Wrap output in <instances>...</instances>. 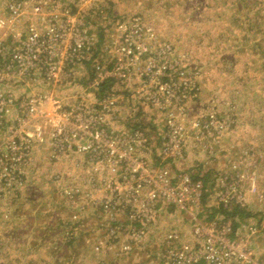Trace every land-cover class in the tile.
Masks as SVG:
<instances>
[{
	"label": "rangeland",
	"instance_id": "rangeland-1",
	"mask_svg": "<svg viewBox=\"0 0 264 264\" xmlns=\"http://www.w3.org/2000/svg\"><path fill=\"white\" fill-rule=\"evenodd\" d=\"M88 1L73 8L86 23V33L93 35L96 49L116 39L117 22L140 17L160 41L171 45L170 62L180 63L188 76L196 74L198 98L186 103L190 117L215 109L227 122V130L220 138L202 139L199 128L187 129L190 137L183 158L169 165L204 183L201 205L191 216L174 209L154 216L147 236L130 240L129 250H124L128 231L139 225L124 216L112 219L92 205L91 198L101 199L104 191L86 186V179L99 176L101 181L102 175H91V168L75 163L74 155H55L46 145H32L22 185L5 191L0 181V264H198L178 263L168 256V247L187 245L194 251L198 243L191 221L223 222L224 216L214 213L219 207L218 185L229 187L237 181L247 217L227 221L236 224L235 237L248 238L256 258L264 257V202L257 196H264V0H96L104 15L94 12L95 4ZM65 2L56 0L55 9ZM91 76V64L75 67L52 97L70 103L95 102L93 96L111 89L120 115L118 129H143L154 153L162 121L131 97L130 89H136L138 81L131 79L127 89L110 83L92 95ZM33 90L50 89L40 84ZM0 135L1 145L11 133ZM143 159L152 170L159 167L155 156ZM71 188L76 189L64 192ZM108 228H118V235L108 237ZM170 232L177 236L172 242L167 241Z\"/></svg>",
	"mask_w": 264,
	"mask_h": 264
},
{
	"label": "built area",
	"instance_id": "built-area-1",
	"mask_svg": "<svg viewBox=\"0 0 264 264\" xmlns=\"http://www.w3.org/2000/svg\"><path fill=\"white\" fill-rule=\"evenodd\" d=\"M92 1L97 8L94 12L104 15L99 3ZM88 2L67 0L57 10L56 0H0V134L11 133L0 145V181L5 191L22 185L23 166L30 162L32 145H46L55 155H74L75 163L91 168V175H102L101 181L99 176L86 179V186L104 191L101 199L91 198L92 205L112 219L124 216L139 225L128 231L124 250H129L130 240L147 236L146 228L154 224V216H163L169 209L191 216L201 205L204 183L169 164L183 158L191 125L202 131V139H217L227 130V122L212 108L190 117L186 103L198 98L196 74L188 76L180 63L170 62L171 45L160 41L140 17L115 24V43L104 46V59L89 54L97 50L93 35L86 33V23L73 8ZM85 61L91 64L92 95L107 83L127 89L131 79L138 81V87L130 89L131 97L162 121L163 132L157 134L154 153L143 129L114 126L118 111L113 93L99 96L95 102L70 103L52 97ZM40 84L50 90L35 92L33 86ZM143 154L148 155L146 159L155 156L159 167L152 170ZM236 184L218 185L219 206L227 208L235 202L242 206ZM257 196L264 202L262 194ZM191 223L195 224L192 232L198 247L194 251L187 245L168 247V256L178 263L264 264V257H255L247 237H235L228 221L195 218ZM106 231L108 237L118 235V228ZM176 238L174 232L167 235L168 242Z\"/></svg>",
	"mask_w": 264,
	"mask_h": 264
},
{
	"label": "trees",
	"instance_id": "trees-1",
	"mask_svg": "<svg viewBox=\"0 0 264 264\" xmlns=\"http://www.w3.org/2000/svg\"><path fill=\"white\" fill-rule=\"evenodd\" d=\"M101 87H102V85H101ZM242 206L241 205H235V204H231L227 208H224L222 206H219L217 208L218 211H215L214 210V213H221L224 216V220L223 221H227L228 219H234L236 217H239L241 219H244V218L247 217V215L244 214L245 213V210H244V208ZM233 228L234 229L236 228V224H233Z\"/></svg>",
	"mask_w": 264,
	"mask_h": 264
},
{
	"label": "crops",
	"instance_id": "crops-1",
	"mask_svg": "<svg viewBox=\"0 0 264 264\" xmlns=\"http://www.w3.org/2000/svg\"><path fill=\"white\" fill-rule=\"evenodd\" d=\"M103 39V38H102ZM102 41H104V40H102ZM104 46L105 45H101L97 50H96V52H98V54L96 53L95 55L96 56H98V58H100L101 60L102 59H104L106 56H107V51H104ZM83 65H85L87 68L89 67V65H90V62L89 61H85L84 63H83ZM107 84H110V83H107ZM107 84H105L104 86L106 87V85ZM104 86H102V88L104 87ZM107 93H111V89H109V92H107ZM96 98H97V96H93V99L96 101ZM85 102H88V101H85ZM92 102V101H91ZM116 125H121V123H120V115L119 114H117L116 115V118H115V123H114V126H116ZM117 127V126H116ZM117 128H119V127H117ZM146 156H148V155H145V157ZM154 163H155V161H154ZM84 176V175H83ZM83 178H85V177H83Z\"/></svg>",
	"mask_w": 264,
	"mask_h": 264
}]
</instances>
